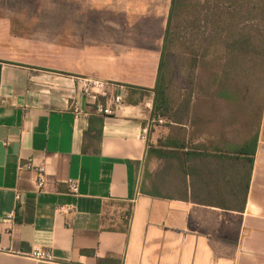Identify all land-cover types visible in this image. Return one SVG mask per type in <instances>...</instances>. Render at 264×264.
<instances>
[{"label":"crops","instance_id":"obj_1","mask_svg":"<svg viewBox=\"0 0 264 264\" xmlns=\"http://www.w3.org/2000/svg\"><path fill=\"white\" fill-rule=\"evenodd\" d=\"M173 1L0 0V264H264V93L259 110L194 93L173 114L157 93ZM86 77L124 109L96 114Z\"/></svg>","mask_w":264,"mask_h":264},{"label":"rangeland","instance_id":"obj_2","mask_svg":"<svg viewBox=\"0 0 264 264\" xmlns=\"http://www.w3.org/2000/svg\"><path fill=\"white\" fill-rule=\"evenodd\" d=\"M174 16L163 72L173 114L183 116L191 94L210 90L250 93L259 110L264 93V0H183ZM237 43L249 45V57L226 51ZM229 55H240L247 63L250 59L252 66L241 62L223 68L217 67L219 60L211 62Z\"/></svg>","mask_w":264,"mask_h":264},{"label":"built area","instance_id":"obj_3","mask_svg":"<svg viewBox=\"0 0 264 264\" xmlns=\"http://www.w3.org/2000/svg\"><path fill=\"white\" fill-rule=\"evenodd\" d=\"M79 87L87 101V104L93 109V111L102 116L108 117L117 115L122 109H124V97L122 94H117L114 90L116 85L94 78H80L79 80ZM73 113L75 117H79L83 114V111L75 103L73 105ZM165 121L163 119H157L150 122V124L144 128V135H146L149 131V128L154 124H164ZM26 168V167H22ZM44 185V178L41 176L39 179V186L42 188ZM70 191L74 195L78 194L79 186L78 183L75 181H69ZM16 199L18 201L21 200V196L19 194L16 195ZM15 220V215L10 214L7 215L4 219V222L7 224L13 223ZM31 258L36 261L42 262H54L55 257L50 250H45L42 248H36L32 254Z\"/></svg>","mask_w":264,"mask_h":264},{"label":"trees","instance_id":"obj_4","mask_svg":"<svg viewBox=\"0 0 264 264\" xmlns=\"http://www.w3.org/2000/svg\"><path fill=\"white\" fill-rule=\"evenodd\" d=\"M183 0H174L173 1V6H172V9H171V16L172 18L174 17V13L176 11V5L179 4V6H181ZM171 21H170V29L168 28V35L166 36V51L163 52L162 54V63H161V76H160V80H159V83H158V87H157V93H158V96L160 99L162 98H166V87L164 86V79H165V74L163 73L166 69V66H167V60H166V57H167V47H168V44L171 40ZM166 107H167V104H166Z\"/></svg>","mask_w":264,"mask_h":264}]
</instances>
